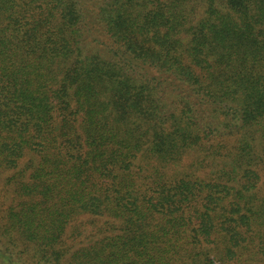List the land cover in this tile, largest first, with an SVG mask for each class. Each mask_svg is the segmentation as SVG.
Listing matches in <instances>:
<instances>
[{
    "label": "trees",
    "instance_id": "1",
    "mask_svg": "<svg viewBox=\"0 0 264 264\" xmlns=\"http://www.w3.org/2000/svg\"><path fill=\"white\" fill-rule=\"evenodd\" d=\"M0 264H264V0H0Z\"/></svg>",
    "mask_w": 264,
    "mask_h": 264
}]
</instances>
